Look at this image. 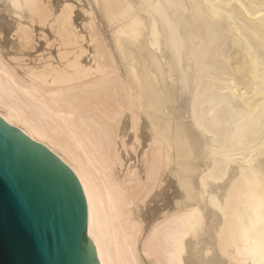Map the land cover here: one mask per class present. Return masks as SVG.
I'll list each match as a JSON object with an SVG mask.
<instances>
[{
  "label": "bare ground",
  "instance_id": "6f19581e",
  "mask_svg": "<svg viewBox=\"0 0 264 264\" xmlns=\"http://www.w3.org/2000/svg\"><path fill=\"white\" fill-rule=\"evenodd\" d=\"M0 118L99 264H264V0H0Z\"/></svg>",
  "mask_w": 264,
  "mask_h": 264
},
{
  "label": "water",
  "instance_id": "95a60500",
  "mask_svg": "<svg viewBox=\"0 0 264 264\" xmlns=\"http://www.w3.org/2000/svg\"><path fill=\"white\" fill-rule=\"evenodd\" d=\"M72 171L0 118V264H99Z\"/></svg>",
  "mask_w": 264,
  "mask_h": 264
},
{
  "label": "rangeland",
  "instance_id": "374dc122",
  "mask_svg": "<svg viewBox=\"0 0 264 264\" xmlns=\"http://www.w3.org/2000/svg\"><path fill=\"white\" fill-rule=\"evenodd\" d=\"M41 54V53H40ZM38 55V54H37ZM28 60V59H27Z\"/></svg>",
  "mask_w": 264,
  "mask_h": 264
}]
</instances>
